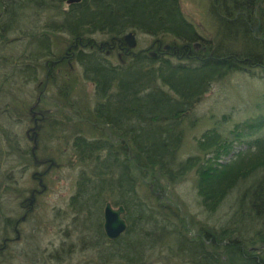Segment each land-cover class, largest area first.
I'll return each mask as SVG.
<instances>
[{
    "label": "trees",
    "instance_id": "obj_1",
    "mask_svg": "<svg viewBox=\"0 0 264 264\" xmlns=\"http://www.w3.org/2000/svg\"><path fill=\"white\" fill-rule=\"evenodd\" d=\"M38 2L39 0H0V36L3 37L6 34L11 36L12 33L4 28V24L20 20L22 14L30 12V9L38 10ZM210 2L215 11L214 19L218 26L220 25L218 45H214V42L201 41L196 26L183 17L179 0H82L72 4L69 10L64 9L65 1H55L54 7H51L63 13L65 20L70 23L82 24L83 29L79 34L84 31L95 32L109 29L111 35H120L124 33L122 29L128 27L150 36H162L166 42H169L168 44L172 45L171 49L167 50L168 56L163 58L159 56V60H154L147 54L143 55L142 51L125 62L119 61L117 64L107 61L109 58L97 53L78 59L84 80L94 86L97 102L85 118L90 119V116L94 115L98 121L110 126L112 131L118 133L121 138L127 135L131 138L133 136L136 142H132L136 146L137 153L132 161L137 169L154 170L153 168L158 166L163 168V165L168 168L177 166L173 151L181 144L184 137L185 122L182 123L181 113L190 110L194 100L202 95L207 86L209 87L235 68L245 67V64L240 63L243 55L255 60L258 58L255 51L258 53L259 50V60L255 61V64H264V0H211ZM48 5H42L41 9L50 8ZM81 11L84 12L81 13ZM259 18L262 27L260 38L263 40L255 38L251 32L252 25L257 24ZM227 19H232L231 22L229 20L230 24ZM226 31L227 35L231 32L233 37H227V39ZM33 34L19 35L12 41V43L27 41L30 49L27 51L25 49V53L34 52L26 57L28 60H37L38 57L46 56L39 48L31 45L42 40V38L37 40ZM87 39L85 38L86 41ZM196 42L201 43V47L194 46ZM241 43L245 51L248 46L250 47L247 54L245 52L242 55L237 51L231 55L223 53ZM90 44L92 45L93 42ZM185 44L196 52L191 54L192 58H189L188 62H183L181 55H175L173 50L174 46L181 48ZM95 47L100 50L97 45ZM0 51V55L4 53L2 48ZM171 55H174L178 61L172 62L171 59L174 58H171ZM225 56H228L226 62L220 63L218 60ZM2 66L0 62V69ZM58 66L61 67V64H50L54 83ZM68 66L69 74L76 78L71 66ZM65 81L67 86L59 84L61 95L63 91H72L75 87L72 79ZM6 84L7 80L2 82L4 87ZM1 92L6 91H0V95ZM183 97L185 99L182 100ZM6 98L3 96L1 100ZM103 99L106 100L104 104L98 105V102ZM262 117L259 118V128L264 125ZM253 121L245 122V126L251 125ZM240 128L242 129V126L236 128L234 137ZM250 128L247 130H251ZM219 138L220 136L213 135L214 145L218 146V142L222 140ZM232 140H225L223 155L232 150L234 143ZM198 143L200 150L206 149L203 141ZM107 144L109 157L104 161H101L98 155L99 141L87 142L83 145L82 163H93L94 166L89 171L83 170L82 175L79 176L77 192L71 197L69 207L73 211L72 216L77 227L76 234H80L78 238L85 244V238L88 235L83 234L93 231L96 242L86 247L101 252L99 254L102 256L103 264L113 263L114 260L126 264H141L145 254L144 251L141 253L139 248H143L145 244L139 241L137 236H140L141 231L151 235L152 231H145L144 225L155 223V220L147 213L148 209L146 210V206L142 204V200L136 196L132 188L129 164L121 157V148L127 147L126 143L120 142L119 145L107 141ZM247 148L246 151L242 149L237 152L235 158L231 160V165L219 164L217 161L221 159V152L214 154L213 151H211V157L205 158L201 164L196 158H190L184 163L178 161L179 166L197 167L201 180L200 194L205 196L204 201L210 211L220 207L236 188L240 191L243 186L242 179L243 183H250L245 185V189L236 199L233 214L234 218L237 216L239 220L222 230L207 229V232L204 231L200 236L204 240L195 239L192 243H188L191 251H184L179 247L180 242H177L178 247L176 253H173L174 256L188 258L192 264H264V143L259 141V145L256 146L253 140L248 141ZM253 148H256V151H251ZM0 182L3 184V181ZM117 193L119 198L116 199L115 204L125 205L126 216L140 220L143 225L140 224L135 238L127 233L118 242L106 246L107 240L101 217L107 197ZM1 210L0 203V212ZM15 229L16 231L19 229L17 220L13 224L11 219H6L0 225V234H3L0 236V246L3 245L4 240L7 242V237L10 238L8 232L11 233L12 230L16 232ZM3 230L4 232L1 233ZM15 234L17 235V232ZM206 241L209 243L207 244ZM11 242H7L6 249L0 250V264H11L14 260L8 251L11 249ZM254 247H257L258 251H249ZM62 248L55 250L53 259L57 257L62 261V253L70 252L72 246L65 251L61 250ZM2 258H6L5 261Z\"/></svg>",
    "mask_w": 264,
    "mask_h": 264
},
{
    "label": "rangeland",
    "instance_id": "obj_2",
    "mask_svg": "<svg viewBox=\"0 0 264 264\" xmlns=\"http://www.w3.org/2000/svg\"><path fill=\"white\" fill-rule=\"evenodd\" d=\"M179 1L183 17L196 26V31L201 41L214 42V45H218L220 41L218 36L220 25L218 26L217 21L214 19L215 11L212 9L211 0ZM255 13H257V10H255ZM227 20L229 24L232 21V19ZM229 24L227 25L229 26ZM257 27H259V34L256 32ZM261 28V19L259 18V22L255 25L253 24L251 28V32L257 39H260ZM151 36L138 32L136 37L139 44L132 50L138 52L142 49V54H147L148 56H150L149 52L151 51L157 52L156 48L159 43L155 48L150 47L153 39H155L154 35ZM13 37L17 38L18 36ZM113 37H116V35ZM225 37L231 38L233 36L231 32L227 35L226 31ZM157 38L159 39L156 42H162L163 45L166 44L162 40V36ZM55 40L61 47V42L63 43L64 49L59 52L61 55L63 51L67 50L70 43L65 42L68 39H65L62 35L59 36V41ZM103 40L105 38L99 39L98 42L100 43ZM91 42L93 41L87 44ZM241 44L243 45V43ZM27 46L26 40L19 41L16 43V48L11 51L14 53L22 51V49L27 51V49H30V46ZM5 47L8 48L7 45ZM233 47V49L230 48L223 53L231 55L234 51H237L238 53L244 54L246 52L247 54L250 50L249 46L247 51H245V47L242 51L237 50V48L241 49L238 44ZM107 51V48H103L101 54L108 57L115 64L121 61L118 55H111V52L108 53ZM189 51L186 46L185 49L175 52V55H181L182 61L188 62ZM73 53H70V55L72 56ZM63 55L64 53L61 58ZM160 55L168 56L164 53ZM185 56L186 58L184 59ZM257 56L258 58H255V60L245 56L246 59L242 58L240 63L244 64L245 60L253 63L259 60V55L256 54ZM172 57L174 58V55H171ZM125 59L129 58L126 57ZM227 59L228 56H225V58L218 61L222 63V61L226 62ZM52 61L48 63L47 60L43 59L41 62H46V65L39 76V81L29 84L31 85L30 88L25 87V91H20L15 95L17 96L15 99L17 106L14 109L16 112H22L19 102L22 99L27 100L30 95H32V103H34L31 110L27 109L26 113L19 118V115H15L13 110L8 109L6 104L0 105V111H2L0 113H4L9 117L12 123L9 126L10 130L6 126L0 127V181H3V184L0 182V203L3 210V214L0 215V225L6 219H11L13 224L16 220L19 221L20 239H16L17 235L13 230L11 233L10 231L8 232V235L13 240L11 249L8 250L11 257L14 258L11 264H58L52 258L53 253L61 247H63L61 250L65 251L70 246H72L70 252L62 253L63 264H96L95 257L98 251L86 247L88 244L92 246L96 242L94 237L91 238L93 233L85 232L83 235H88L85 238V244L80 242V234L75 233L77 227L71 219L73 211L69 207L71 197L76 194L78 189L79 176L82 175L83 170L89 171L94 166L93 163H82L81 159L77 160L71 148V143L76 137V131L86 126L88 127L87 124L90 122L89 118H85L90 112L82 106V100L85 97L95 98L94 86L89 81L84 80L80 63L74 62L77 60H73L72 69H70L73 71L74 76L80 79L81 85L77 88L74 84L75 89L73 88L72 91H63L64 97L61 96V91L57 94L56 88L51 84L53 76L51 75L50 64ZM31 66L33 65H22L21 67L22 69L25 67L29 69ZM244 66L238 69L235 68L225 76L217 79L216 82L212 83L210 92L205 95L194 109L191 106L190 110L185 111L186 113L184 112L185 116H183L184 113H181L183 117L182 123L185 122L183 128L187 127V133L185 132L184 135L186 141L184 140L182 145L181 160H186V158L192 157L197 153H203L198 148V142L207 131L212 132L213 135L220 136L222 139L220 140L219 138L220 142H218V147L222 150V162L229 160L228 156L223 157L222 154L226 143L225 140L231 141L233 139V134L237 127L242 126V129L240 128L237 131L236 137L232 140L234 141L232 150L226 153L228 155L231 153L232 159L242 149L244 151L248 150L247 143L252 141L250 140L251 138L255 139L253 141L256 146L261 141L259 138H264V129L254 131L253 137L250 134L244 135L247 134V129L251 126L259 124L258 121H253L251 125L245 126V122L260 118L259 114L264 116V64L259 68L256 67L252 72L251 67L246 64ZM13 69L17 71V67H13ZM65 71H69V66L61 67L60 70L57 68V74L54 75V81L60 82V86L64 87L68 85L64 79V76H66ZM71 76L73 77V75ZM40 82L41 84L37 88ZM59 89L61 90V88ZM58 95L64 98V104L61 105L55 101L60 99ZM3 96L10 98L11 92L9 90L1 92L0 100ZM92 99L91 103L93 104ZM183 99L185 98L183 97ZM258 100L259 102L257 103ZM105 101L104 99L101 100L102 103ZM189 111L191 114H189ZM4 114H0L2 124L6 123V121L9 122L8 119L2 117ZM199 120L201 121L198 122ZM98 123L99 128L96 126L97 129L105 128L107 137L112 138V142L119 145L120 142L128 144L127 140L121 138L118 133L113 132L110 126L101 121H98ZM48 129H50L48 131L49 134H47ZM21 135L23 140L19 141ZM251 151H256V148ZM53 163L55 164L52 165ZM133 166L136 167L135 165ZM45 170L46 174L44 177L40 176V172ZM136 170L142 169H132V171ZM147 172L144 176L142 173L140 174L139 185L142 191L147 189L143 194L144 196L148 195L149 188L158 196L159 204L156 202V198L150 197L148 201L152 207L147 205L146 210L148 209L147 213L154 217L155 223H153V226L158 228L160 236L158 237L157 247L154 250L148 249L146 252L148 254L143 255L141 264H192L188 258H180L173 255L177 251L175 248L178 247V243L174 242V239L170 243L175 248L169 244H161V242L165 243L163 239L166 236L169 238L176 233L180 235V238L189 239L186 236L188 233L192 239L204 240L200 236H202L204 231L207 232V229L211 231L222 230L229 228L232 223L239 220L237 216L234 218L233 213L236 202L232 198L234 196L237 197L245 189V185L250 182L242 183L243 186L240 184V191H237L238 188H236L232 194L230 193L231 195L225 203L215 213H212L202 208L200 198L194 189L193 181L190 177L177 185H171L164 177L159 176L160 174L156 170H147ZM153 176L160 177L161 183L159 185L154 184L155 178ZM192 176H194V172ZM38 182L41 183L43 188L39 186ZM33 189L37 190L32 191ZM32 195L34 197L33 200ZM117 198H119L118 193L107 197L103 216L108 202L115 208L123 205L115 204ZM165 207H168L169 212L165 210ZM26 212H28V217L22 221L21 218ZM179 220H181L182 224ZM69 228H75L76 230L72 235L63 237V231ZM144 228L145 231H151L146 226ZM3 232L4 230L1 233ZM181 235H184V237ZM0 236H3V234H0ZM206 242L207 244L209 243V241ZM179 247L183 248L184 251H191L187 242L183 244L180 242ZM139 251L142 253L145 249L139 248ZM46 256H49L52 261H46ZM4 259L6 258H2V260ZM105 264L125 263L115 260L113 263L105 262Z\"/></svg>",
    "mask_w": 264,
    "mask_h": 264
},
{
    "label": "bare ground",
    "instance_id": "obj_3",
    "mask_svg": "<svg viewBox=\"0 0 264 264\" xmlns=\"http://www.w3.org/2000/svg\"><path fill=\"white\" fill-rule=\"evenodd\" d=\"M55 1H60V2L65 1V3H64V9L65 10H69V7L74 3L82 2V0H76V1H71V0H39L40 4L38 2V6H39L38 10L35 9V11H33L32 9H30V12H28L26 14H22L20 20L8 22V23L4 24V28L12 33L11 36L8 34L4 35L3 37L0 36V48H2V50H4L3 51L4 53H2L0 55L1 56L0 62H2V64H3L2 68L0 69V91H8V90L11 91V97L0 100V105L3 103L6 104L8 109L13 110L15 115H19V118L21 117V115L26 113L27 109L31 110L34 103H32V95H30L27 100L22 99L19 102V106H20L22 112H16L14 109L17 106V102L15 101L17 96H15V95H17L18 92H20V91H25V87L30 88L31 85H29V84H34V83H37L39 81V76L42 73V71L46 65V62H43V63L41 62L43 59L47 60L48 63L50 61L54 60V61H52V63H54V64H61V67H66V66L70 65L72 68V63H73L72 61L73 60H77L74 62L78 63L79 60L81 59V57H85L86 55H95L93 53L101 54V51H100V50H102L101 46L102 47L105 46L108 50H110L111 55L115 54V55H118V57H119L120 53H122L123 58L133 57L134 53H130L128 56L124 55V52H126L127 50L131 51V52L134 51L132 49L131 50L129 49L130 48L129 43H132L134 41L126 39L130 35H133L134 40L136 41L135 42L136 45L139 44L136 35L140 31L136 30V29H130L128 27H124L122 29V31L124 33H122L120 35L117 34L116 37H112L115 34L111 35V31L109 29L98 30L95 32L84 31L81 34H79V32L83 29L82 24L76 25V24L70 23L68 20H65V16L63 15V13H61L56 8H51V7H54ZM44 4H49L48 7H50V8L42 10L41 6ZM83 12L84 11H81V13H83ZM82 15H84V14H82ZM33 19H35V20H33ZM30 33H34L33 36L35 38H37V40L38 39L41 40L40 38H42V40L40 42L36 41L35 43H32L31 45L36 47V48H39L46 56L38 57L39 59H37V60H28L26 57L29 56L30 54L34 53L33 51L29 52V54L25 53V51H23V49H22V51H19L16 53L11 51V50H14L16 48V43H12V41H14V39H15L13 36H19V35L25 36V35H28ZM61 35L63 37H65V39H68V41L66 40L65 42L70 43L67 50H65V52L63 51L64 55L62 58H61V56L63 53L60 55L59 52L64 49L63 43L61 42V45H62V47H61L60 44H58L55 40V39H57L59 41V36H61ZM85 38H88L87 41L85 40ZM104 38H105V40L101 41L100 43L98 42L99 39H104ZM260 39H262V38H260ZM90 41H93L92 45L87 44ZM122 44H124L125 47H127V48H122ZM6 45L8 46V48L5 47ZM95 45H97L100 48V50L98 48H96ZM109 46H111V47L113 46V47L110 49ZM239 46H241L242 49H239V48H237V49L242 51L244 49V46L242 44H240ZM72 51L74 53L71 56L70 53H72ZM193 53L196 54V52H193ZM240 54H242V53L240 52ZM255 54L259 55V53H257V51H255ZM57 55H59V56H57ZM161 57L163 58L164 56L161 55ZM153 58H154V60L160 59V57L156 54ZM243 58L246 59L244 57V55H243ZM171 60H172V62L178 61L177 59H171ZM107 61H111V60L107 59ZM10 62H12V63H10ZM27 63H29V64H27ZM21 64L24 66H27V65H33V66H31V68H29V69H27V67L22 69ZM244 64L251 67V72L254 69H256L255 66H262L261 63H256V64H255V62L250 63V61H248V60L247 61L245 60ZM13 67H17V71H15L13 69ZM61 67L58 66V69L60 70ZM257 68H259V67H257ZM65 74H66V76H64L65 80L73 79L74 84L77 88L81 85L79 78L72 77L69 74V72H67V71H65ZM6 80H7V84L4 87L2 85V82L6 81ZM13 80L15 83L12 82ZM40 84H41V82L37 85V88L40 86ZM51 84L53 85L54 88H56L57 94H59V92L61 91L59 89L60 82L55 81V83H54L51 81ZM211 85L212 84H210L209 87L207 86L203 90L202 95L197 100L194 101V103L192 104V109H194V107H196L202 101V99L205 97V95L210 92V89L212 87ZM61 96L64 97L63 94ZM61 96L58 95V97L60 99L55 100V101L62 105L65 103V100ZM91 99H90V97L89 98L85 97L82 100V106L88 110L93 108V105L95 106L97 102H96V99L93 98L92 99L93 104H92ZM258 102H259V100L257 101V103ZM99 104H102V102H98V105ZM0 112H2V111H0ZM2 114H4V113H2ZM189 114H191L190 111H189ZM260 116H261V114H260ZM2 117H5V119H8L9 122L6 121V123H7V125H6V123L2 124V122L0 121V127L3 128V126H6L7 129L10 130L9 126H11V124H12L9 120L10 118L7 117L5 114ZM196 119H197V117H196ZM262 119L264 120V116L262 117ZM200 121L201 120H199L198 122H200ZM254 121L259 122V117L257 119H255ZM89 123H90V125H89ZM89 123L87 124L88 127L86 126L83 129H79L75 133L76 137L73 139V141L71 143V148L73 149L74 157L77 158V160H80L82 158L81 156H82V151L84 150V148H83L84 143H87V142L92 143V142L99 141L100 149L98 150V155L101 157V161H104L105 159H107V157H109L107 141L111 142L112 138L107 137V130L105 128L97 129V127L99 128V123H98V120L94 117V115L90 116V122ZM250 129L251 130H249L246 135L250 134L253 137V134H254L253 132L257 131V130H263L264 125L261 128H259V124H258L255 127H252ZM186 130H187V127H184V134L183 135H185ZM48 131H50V129L47 130V134H49ZM50 134H51V132H50ZM49 136H51V135H49ZM124 139L127 140L128 144H126L127 147L121 148V157H123V159L125 161H127V163L129 164V167L131 170V172L129 173V178L132 182V188L134 190V193L136 194V196H139L140 200H142V204L145 206L148 205L150 207L151 204L148 201V199L150 197L156 198V202L159 204L158 196L152 189L149 188V192H148L147 196L143 195L147 189H145V191L141 190L142 188L139 185V182L141 180L140 174L142 173L144 176V174L148 173L147 170H149V169L132 171V169L136 168L133 166L135 164L132 161L136 158V153H137L136 148H135L136 146H134V144H133V142L135 143L136 141H135L134 137L132 136V138H131L130 135L125 136ZM259 139H261V143H264V138H259ZM22 140H23V137L21 135V139H19V141H22ZM184 140H185V138L183 137L181 144L179 146H176L175 150L173 151V154H175V157H176L177 166L174 165L175 167L172 166L170 168H168L166 166L167 167L166 168L163 165L164 169L161 168L160 166H158L157 168H153V169L156 170L157 172H159V174H160L159 176L164 177L171 185H175V184L177 185L178 183H181L185 179L188 180L190 177L193 181L194 189L200 198L202 208L206 209L209 212L215 213L225 203V201L227 200L228 197H230V195L225 199V201L223 202V204L220 207H218L217 209L212 210V211L208 210L207 209L208 205L204 201L205 196L200 194L201 180H200V176L198 175L197 167L179 166L178 161H180L179 163H184V161H187L190 158H196V159H198V161L201 164V163H203L205 158L211 157V154H212L211 151H213L214 154L215 153L219 154L222 150L218 146L214 145L215 141L213 140L212 132L207 131L200 140V141H203V146L206 148V149L200 150L203 153L202 154L197 153L192 157L186 158V160H184V159L181 160L180 157L182 154V145H183ZM250 140H255V139L251 138ZM230 155H231V153L229 155L228 154L223 155V157L224 156L229 157V160H227V162H222V159L218 160L217 162L219 164L231 165V163H232L231 159L232 158ZM54 164L55 163H53L52 165H54ZM193 172H194V176L191 177ZM45 174H46V170L43 172H40V176H42V177H44ZM153 177L155 178L154 184L159 185V183H161V181L159 180L160 177H158V176H156V177L153 176ZM243 182L244 181L242 179V183ZM38 184L41 188H43L40 182H38ZM44 189H46V188H44ZM36 190L37 189H33L32 191H36ZM237 191H239V190H237ZM239 195L240 194H238L237 197H239ZM237 197L234 196L232 198L234 200V202H236ZM33 199H34V197L32 195V200ZM122 206H124L125 212L121 216L125 220L126 224H125V227L121 230V232L118 235H116L115 237H111L107 233L105 213H104V216L102 215V217H101L102 218L103 232H104V235H105L106 240H107L106 246H108V244L111 245L113 242H115V243L118 242V240L123 238L127 233H128V235H130V237L133 236L135 238V236H137L136 231H138V228L140 227L141 221L137 220L136 218H133V219L128 218V216H126L127 215V209H126L125 205H122ZM29 210H30V208H29ZM165 210H167L169 212L168 207H165ZM2 214H3V210H1V212H0V215H2ZM27 217H28V212H26L24 214V216H23V218H21V220L22 221L26 220ZM101 218H99V219H101ZM71 219L74 222L72 215H71ZM179 221L181 222V220H179ZM17 224H19L18 220H17ZM181 224H182V222H181ZM142 225L143 224H141V226ZM144 226L149 228L152 231V234L146 235L145 233H143L141 231V233H139L140 236H137V237L139 238V241L141 240L145 244V246L143 247V248H145L144 254L147 255L148 253H146V252L148 251V249L154 250L157 247L158 237L160 236V232H159L157 227L153 226V223L147 224V225L145 224ZM75 230H76L75 228H69V229L63 231L62 235H63V237H65V236L68 237V236L72 235L75 232ZM16 232H17L16 239L19 240L20 239V236H19L20 229H18ZM90 232L93 233L92 230H90ZM199 232H200V230H199ZM146 233H148V232H146ZM181 236L184 237V235H181ZM186 236H188L189 239H186L185 237H184V239L180 238V235L177 233L175 235L170 236L169 238H167V236H166V238L163 239V241H165V243L161 242V244H169L170 246L175 248V246H173L170 243L172 239H174V242H176V243L181 242L182 244L186 243V242L192 243L193 241H195V239L194 238L192 239L188 233L186 234ZM93 237H94V233H93V236L91 238H93ZM8 241L11 242L13 240L11 238H7V242ZM7 242H6V240H4L3 245L0 246V250H4L7 248ZM249 251H251V252L258 251V248L254 247V248H251ZM99 253L101 254V252L98 251V254L95 257L96 258V264H103V261L101 260L102 256ZM54 260L58 264H63V262L61 260H59L57 257H55ZM46 261L50 262L49 256H46Z\"/></svg>",
    "mask_w": 264,
    "mask_h": 264
},
{
    "label": "water",
    "instance_id": "obj_4",
    "mask_svg": "<svg viewBox=\"0 0 264 264\" xmlns=\"http://www.w3.org/2000/svg\"><path fill=\"white\" fill-rule=\"evenodd\" d=\"M126 39L134 41L132 43H129L130 48H134L136 46V41L134 40L133 35H130ZM124 212L125 208L122 205L115 208L110 202L106 204L104 213L106 217V230L109 236L115 237L125 227L126 222L121 216Z\"/></svg>",
    "mask_w": 264,
    "mask_h": 264
},
{
    "label": "flooded vegetation",
    "instance_id": "obj_5",
    "mask_svg": "<svg viewBox=\"0 0 264 264\" xmlns=\"http://www.w3.org/2000/svg\"><path fill=\"white\" fill-rule=\"evenodd\" d=\"M256 32L259 34V27L256 28ZM151 37H152V36H151ZM154 38H155V39H153V42L151 43V46H150V47H154V48H155V47L157 46V44H158V43H159V44H158V47L156 48V49H157V52H152V51L149 52V53H150V56L154 57L155 54L158 55V56H161V55H160L161 53L168 54L167 50L171 49L172 45L168 44L169 42H166L165 39H163V38H162V40L165 41L167 45H166V44L163 45L162 42H161V43H160V42H156L157 39H159V38H157L156 36H154ZM202 40H203V39H202ZM201 45H202V44L199 43V42H196V43L194 44V46H197V47H201ZM137 46H138V45H136L134 48H136ZM186 46H187L188 48H190L188 45L185 44V45H183L181 48H179V47H177V46H174V47H173V50L177 53V51L185 49ZM112 47H113V46H112ZM112 47L109 46L110 49H111ZM103 48H106V47H105V46H103V47L101 46V49H102V50H103ZM122 48H127V47H125V45L122 44ZM129 49L131 50V49H133V48H129ZM189 50H190V51H189V52H190V57H189V58H192V57H191V54H193L194 51H193V49H191V48H190ZM140 51H142V49L139 50L138 52H140ZM144 51H145V50H144ZM107 52L110 53V50H108ZM138 52H135V51H132V52H131V51H128V50H127L126 52H124V55H125V56H128L130 53H134L133 56H135V54L138 53ZM72 53H73V52H72ZM119 57L121 58V59H120L121 62H125V61H126V59L122 57V53H120Z\"/></svg>",
    "mask_w": 264,
    "mask_h": 264
}]
</instances>
